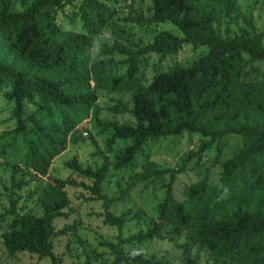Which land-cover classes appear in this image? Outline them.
<instances>
[{
  "label": "trees",
  "instance_id": "obj_1",
  "mask_svg": "<svg viewBox=\"0 0 264 264\" xmlns=\"http://www.w3.org/2000/svg\"><path fill=\"white\" fill-rule=\"evenodd\" d=\"M125 0H32L22 12L12 10L11 0H0V94L6 91L13 103L16 132L25 133L23 107L27 102L38 116L58 120L44 123L35 116L28 121L35 129L27 144L24 165L31 179L45 181L37 204L40 214H19L15 203L0 215V229L8 217L12 220L1 235L5 254L26 253L62 264L54 253V242L72 234L75 224L57 230L54 223L68 219L71 209L64 194L68 184L50 175L55 159L69 146L80 142L79 127L91 113L98 115V93L130 94L134 125L105 122L100 135L106 136L104 150L110 152L117 141L130 142L115 154L111 166L119 171L134 168L145 155L149 143L185 136H198L195 165L214 143L238 136L242 146L222 165L217 182L206 178L184 191V201L175 199L173 184L180 170L146 169L135 174L136 182L157 181L170 175L164 199L155 210V221L118 244L103 242L112 253L109 264H168L130 252L121 246L144 247L154 239L162 240L167 229L173 242L184 233L190 242L181 246V262L198 264L193 245L205 249L211 264H264V76L258 65L264 64V47L258 34H240L224 39L213 28L214 5L224 13H234L235 0H151L152 15L137 17L140 25L170 24L181 36L159 31L152 42L133 52L105 44V60L91 58L92 40L107 28ZM68 7L67 12H62ZM57 11L62 12L61 19ZM203 47L206 54L186 68L163 71L153 67L154 76L143 84L139 58L148 54L159 62L176 54L183 46ZM113 54L122 62L108 60ZM125 69L123 74H117ZM77 87L69 90L68 85ZM96 152L102 153L93 143ZM92 171L77 162L66 167L92 180V201L102 203L105 211L122 202L103 194L108 163ZM146 159H144V163ZM139 212L126 210L119 216L105 212L103 223L121 232Z\"/></svg>",
  "mask_w": 264,
  "mask_h": 264
},
{
  "label": "rangeland",
  "instance_id": "obj_2",
  "mask_svg": "<svg viewBox=\"0 0 264 264\" xmlns=\"http://www.w3.org/2000/svg\"><path fill=\"white\" fill-rule=\"evenodd\" d=\"M32 0H11L12 10L24 11ZM215 21L213 28L217 36L224 39L240 34H258L264 47V0H235L234 13L227 16L223 8L214 5ZM68 7L62 12H67ZM62 12L57 11V17L61 19ZM152 15L151 0H125L121 3L119 13L115 16L113 28H107L92 40L91 58L95 62L105 60L102 54L105 44L120 48L125 52H133L137 48L149 45L159 31H166L175 36H181L178 29L170 24L140 25L137 17L147 18ZM206 54L203 47L192 45L183 46L176 54L167 56L159 62L158 57L148 54L139 58L141 63V75L143 84L147 85L154 76L153 67L157 64L163 71L169 68H186L195 63ZM124 56L113 54L108 60L122 62ZM260 75L264 76V64L258 65ZM125 69L117 74H123ZM69 90H77L71 84ZM7 90L0 94V215L9 209L13 202L17 213L28 212L40 214L38 198L45 186V181L36 182L31 179L29 171L24 165V154L27 144L34 139L35 129L28 121L29 116H35L44 123L58 120V110L53 108L54 116L45 118L34 112L33 105L25 102L23 107L26 123L25 133L16 132V121L12 116L13 103L7 97ZM98 115L91 113L79 127L80 142L75 146H69L67 151L54 160L50 167V175L59 181L68 184L64 187V194L68 200L71 216L68 219L58 220L54 223L57 230L65 225L75 224V231L54 242V253L61 258L62 264H109L113 255L106 250L101 243L111 242L118 244L140 231H145L155 221V210L164 199L170 175L164 174L160 180H146L136 182L133 177L141 174L146 169L180 170L184 172L175 176L173 195L175 199L184 201V191L191 184L206 178L209 185L213 186L222 171V165L234 152L242 146V140L238 136H228L201 155L198 166L194 154L198 151V136H185L160 140L149 143L140 156L134 168H125L116 171L112 168L114 156L124 151L130 142L117 141L110 152L104 150L106 136L100 135V128L105 122H116L118 125H134V108L130 94L98 93ZM86 134V135H84ZM102 155L96 152V148ZM108 163L106 180L104 181L103 194L108 198H122V202L105 211L101 202L92 201V180L77 175L66 167V163L76 159L79 164L92 171L99 170L102 164ZM144 159H146L144 163ZM139 212V217L129 220L124 229L119 232L116 228H110L103 223L105 212L119 216L126 210ZM12 218L8 217L0 229V264H51L48 259L21 253L16 256L5 254L1 235L8 229ZM167 229L163 233L162 240L154 239L144 247L121 246L122 248L143 255L149 259L160 260L168 264H183L181 262V246L190 242L187 234L181 235L175 241H169ZM192 255H198V264H211L208 252L198 245H193Z\"/></svg>",
  "mask_w": 264,
  "mask_h": 264
},
{
  "label": "built area",
  "instance_id": "obj_3",
  "mask_svg": "<svg viewBox=\"0 0 264 264\" xmlns=\"http://www.w3.org/2000/svg\"><path fill=\"white\" fill-rule=\"evenodd\" d=\"M84 135H86V134H84Z\"/></svg>",
  "mask_w": 264,
  "mask_h": 264
}]
</instances>
